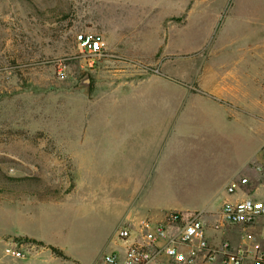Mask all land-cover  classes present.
Wrapping results in <instances>:
<instances>
[{"label":"rangeland","instance_id":"1","mask_svg":"<svg viewBox=\"0 0 264 264\" xmlns=\"http://www.w3.org/2000/svg\"><path fill=\"white\" fill-rule=\"evenodd\" d=\"M183 3V11L167 21L153 57L119 60L104 54L94 68L87 69L74 37L96 30L89 27L91 18L110 19L108 23L117 25L115 32L125 35L122 46L133 53H148L157 41L155 29L147 25L148 20L142 22L141 11L134 12L132 0H0V230L10 227L17 212L38 207L36 222L25 229L78 262L96 264L115 247L112 237L117 222L107 214L108 206L95 203L97 211L75 217L51 212L50 203L85 198L78 161L80 135L96 126L93 119L111 114L112 98L118 96L116 87L126 82L125 93L131 83L152 88L159 85L178 105L183 99L190 115L193 109L189 104L197 97H202L203 107L209 103L208 93L201 91L203 82L215 78L209 72L221 67L254 74L264 68V58L259 56L264 52V0ZM194 4L200 8H193ZM101 32L109 43L110 29ZM146 38L147 43L134 42ZM121 51L132 54L127 49L117 52ZM118 66L134 70L119 79L101 73ZM86 79L87 85L83 84ZM220 104L230 111L227 117L232 133H242L241 148L237 142L229 151L235 163L236 157L250 159L256 152L263 154L264 146L262 151L256 148L262 142L257 116ZM132 105L122 107V115L155 112ZM239 118L241 124L235 122ZM110 130L112 124L102 132ZM172 168L164 174L168 183L175 184L182 179V165L176 163ZM157 174L153 173L152 184ZM2 240L9 241L8 237Z\"/></svg>","mask_w":264,"mask_h":264},{"label":"crops","instance_id":"2","mask_svg":"<svg viewBox=\"0 0 264 264\" xmlns=\"http://www.w3.org/2000/svg\"><path fill=\"white\" fill-rule=\"evenodd\" d=\"M132 1L136 8L134 12L142 13V22L148 20L147 25L155 29L153 35H156L157 41L154 40L150 50H147L148 53H133L130 48L122 46L125 35L119 36L115 32L117 25L108 23L111 22L110 19L104 20L97 16L91 18L89 27L96 29L93 32L104 36L105 56L114 55L119 60L150 59L161 46V36L166 32L165 25L169 18L185 8L184 0ZM192 7L200 8V5L194 4ZM102 29H110L109 43L105 39V33L101 32ZM134 42L147 43V38ZM122 48L132 54L117 52L119 49L124 50ZM259 56L264 58V52ZM130 68L118 66L101 73L119 79L130 75L134 70ZM208 75L215 78L208 84L203 82L201 91L208 93L206 98L209 103L203 107L202 97H197L198 100L189 104L193 109L190 115L185 111L183 99L178 105V102L169 98L168 92L159 85L152 88V85L131 83L128 85V92L124 93L122 89L125 88L123 84L126 82L119 84L116 87L118 96L112 98L111 114L93 119L96 126L89 127L80 135L78 161L80 186L86 190L85 198L63 199L64 201L50 203V211L57 210L61 216L66 213L68 216L74 214L75 217H80L97 211L93 206L95 203H101L108 206L106 212L116 220V229L130 217H149L159 221L167 211L181 212L184 217L199 212L208 244L219 246L222 241H227L230 249L235 251L244 234L241 227L225 224L215 230L214 225L220 220L219 212L226 200L249 197L264 205V68L256 69L252 74L247 70L237 73L220 67ZM222 102L228 107H239L243 111L246 110V114L250 112L257 116L262 127V142L256 148L263 154L256 152L250 159L240 157L239 160L234 155L235 163L229 151L236 147L237 142L241 148L243 137L241 130L239 134L232 133L230 118L227 117L230 111L220 104ZM132 104H138L140 108L145 109L153 108L155 112L145 116L122 115V107L130 108L134 106ZM235 122L241 124L242 119H236ZM111 124L112 130L103 133V128L107 129ZM176 163L182 165V179L175 184L168 183V176L164 173L172 171V165ZM155 172L158 174L152 184ZM238 179L247 181L239 185L233 194H228L226 187ZM24 200L38 204L34 199ZM38 209L36 207L17 212L15 219L9 223L10 227L0 230L1 237H8L9 240L26 237L41 241L44 245H51L34 236L31 229L24 227L36 222L35 213H38ZM247 231L255 236L256 242L264 252V216L257 218ZM2 238L0 264H60L57 260L61 259L53 256L47 248L35 245H31V248L27 244L19 246L24 251V258L5 255L3 248L9 241L5 242ZM114 244L115 247L111 251L122 250L121 243L114 241ZM63 253L70 260L61 261L86 264L72 259L65 251ZM244 264L251 263L246 260Z\"/></svg>","mask_w":264,"mask_h":264},{"label":"built area","instance_id":"3","mask_svg":"<svg viewBox=\"0 0 264 264\" xmlns=\"http://www.w3.org/2000/svg\"><path fill=\"white\" fill-rule=\"evenodd\" d=\"M74 41L87 69L94 68L105 54L104 36L101 33L82 31L75 35ZM58 75L62 76V73L59 71ZM246 181L238 179L230 182L226 192L233 194ZM262 216L263 203L249 197L223 202L220 220L214 229L219 230L225 224L241 227L244 234L235 251L230 249L227 241H222L219 246L208 244L199 212L184 217L181 212L167 211L159 221L149 217H130L123 221L112 237L122 244V250L100 256L96 264H244L246 260L251 264H264V252L255 236L247 231ZM23 244L9 241L4 254L24 258V251L19 248Z\"/></svg>","mask_w":264,"mask_h":264},{"label":"trees","instance_id":"4","mask_svg":"<svg viewBox=\"0 0 264 264\" xmlns=\"http://www.w3.org/2000/svg\"><path fill=\"white\" fill-rule=\"evenodd\" d=\"M17 180L19 181V180H21V179H16V181H17ZM52 200H57V199H52ZM14 240H15L16 242H18V243L31 244V245H35V246H37V247H45V248H47V249L50 251V253H51L53 256H55L56 258H59V259H61V260H66V261L70 260L69 257H67V256L63 253V251L60 250L59 248L54 247V246H51V245H44V243L41 242V241H36V240H34V239H30V238H26V237H24V238H22V237H15ZM73 264H78V263H76L75 261H73Z\"/></svg>","mask_w":264,"mask_h":264},{"label":"water","instance_id":"5","mask_svg":"<svg viewBox=\"0 0 264 264\" xmlns=\"http://www.w3.org/2000/svg\"><path fill=\"white\" fill-rule=\"evenodd\" d=\"M88 82H89V80H88V79H86V80L83 82V84L87 85V84H88ZM9 241H10V242H13V241H14V238H11Z\"/></svg>","mask_w":264,"mask_h":264}]
</instances>
